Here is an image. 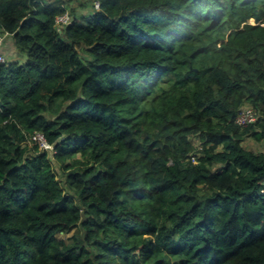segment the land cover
<instances>
[{
  "label": "trees",
  "instance_id": "trees-1",
  "mask_svg": "<svg viewBox=\"0 0 264 264\" xmlns=\"http://www.w3.org/2000/svg\"><path fill=\"white\" fill-rule=\"evenodd\" d=\"M71 1L0 0V264H264V0Z\"/></svg>",
  "mask_w": 264,
  "mask_h": 264
},
{
  "label": "rangeland",
  "instance_id": "rangeland-1",
  "mask_svg": "<svg viewBox=\"0 0 264 264\" xmlns=\"http://www.w3.org/2000/svg\"><path fill=\"white\" fill-rule=\"evenodd\" d=\"M90 1L91 0H74V1H71L70 3L66 4L65 7L68 10L67 12H69V13L70 12L72 13V12L75 11L74 14L76 13V15L78 17H80V16H90L96 10V9H94V7H93V5H92V3ZM86 5H88V6L85 7ZM94 6H95V4H94ZM71 18H72V16H71ZM59 30H61V28H59ZM2 53L5 55L6 60L9 61V62H17L19 64H24V62H25V57L23 55H20L16 51V46H15L14 40H13V38L11 36H8L5 39V42H4L3 46H2ZM82 53H83V50H82ZM83 60L85 62H88V61L91 60V58L89 56H86ZM244 145H245V147L247 149L253 150L254 152L264 151V143L256 142L252 138H247L244 141ZM32 146H34V145H32ZM53 155H51V156H53ZM55 170H56V172L59 175V179L62 182V186L65 187V183L63 182V180H65L64 176H62V174L59 173L57 171V169H55ZM77 230L78 229H75L69 234H60L58 236V238L69 240L70 237H72L77 232Z\"/></svg>",
  "mask_w": 264,
  "mask_h": 264
},
{
  "label": "built area",
  "instance_id": "built-area-1",
  "mask_svg": "<svg viewBox=\"0 0 264 264\" xmlns=\"http://www.w3.org/2000/svg\"><path fill=\"white\" fill-rule=\"evenodd\" d=\"M95 8L97 10H100L99 3L95 4ZM72 22V18L69 12H66L64 15H61L57 19V27L63 29L64 27L70 25ZM8 34H0V65L5 64L6 58L5 55L1 52L2 46L5 42V39L8 37ZM258 120V112L252 108V107H244L240 114L237 117V125H239L242 128H247L253 124H255ZM30 144L37 146L39 150L45 151L51 155L54 154V146L49 144L46 137L41 133H35L30 138ZM194 162L195 159H193ZM264 192V191H263Z\"/></svg>",
  "mask_w": 264,
  "mask_h": 264
},
{
  "label": "clouds",
  "instance_id": "clouds-1",
  "mask_svg": "<svg viewBox=\"0 0 264 264\" xmlns=\"http://www.w3.org/2000/svg\"><path fill=\"white\" fill-rule=\"evenodd\" d=\"M96 9V8H95ZM97 10V9H96ZM97 11H99V10H97ZM1 52H2V50H1ZM7 61V60H6Z\"/></svg>",
  "mask_w": 264,
  "mask_h": 264
},
{
  "label": "crops",
  "instance_id": "crops-1",
  "mask_svg": "<svg viewBox=\"0 0 264 264\" xmlns=\"http://www.w3.org/2000/svg\"><path fill=\"white\" fill-rule=\"evenodd\" d=\"M2 50V49H1Z\"/></svg>",
  "mask_w": 264,
  "mask_h": 264
}]
</instances>
